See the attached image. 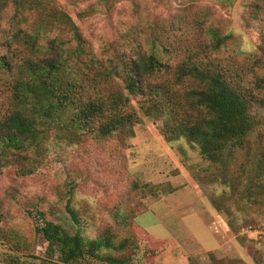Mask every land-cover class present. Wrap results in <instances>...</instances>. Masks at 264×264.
Returning <instances> with one entry per match:
<instances>
[{
    "label": "rangeland",
    "instance_id": "rangeland-1",
    "mask_svg": "<svg viewBox=\"0 0 264 264\" xmlns=\"http://www.w3.org/2000/svg\"><path fill=\"white\" fill-rule=\"evenodd\" d=\"M56 2L104 66L113 54L133 53V48L149 50L147 40L159 38L172 54L169 59L211 57L222 66L248 73L249 86L254 74L264 77L263 67L255 63L263 55L264 0ZM12 14L11 6L1 14L0 42L12 34ZM31 21L28 17L26 22ZM214 35L230 36L218 52L211 48ZM9 90L10 79L0 73V116L9 111ZM254 93L264 98V90ZM131 104L136 115L133 137L98 140L87 133L69 143L50 136L32 174L19 171L22 156L32 157L31 153H16L19 164L0 171V264L8 255H42L37 213L42 214L41 222L62 225L70 233L79 229L86 238L107 230L115 234L116 242L128 237V247L115 255L130 258L131 264H244L212 253L196 260L194 251L200 246L211 250L218 244L208 228L215 233L223 228L227 239L239 243L252 241L238 237L239 228L264 224V187H257L264 185V176L255 177L258 156L264 153V109L254 105L261 124L259 135L250 138L249 154H237V166L231 167L224 184L219 170L200 157L196 146L165 135L173 123L163 108L159 113L148 112L139 97ZM250 177L255 178L256 203L246 206L242 187ZM231 184L238 192H232ZM67 205L78 225L70 219Z\"/></svg>",
    "mask_w": 264,
    "mask_h": 264
},
{
    "label": "trees",
    "instance_id": "trees-1",
    "mask_svg": "<svg viewBox=\"0 0 264 264\" xmlns=\"http://www.w3.org/2000/svg\"><path fill=\"white\" fill-rule=\"evenodd\" d=\"M56 3L0 1V18L7 6L13 9L12 34L0 42V73L10 79V108L0 116V171L19 164L16 153H31L32 157L22 156L19 171L32 174L50 136L69 143L87 133L98 140L133 137L136 115L131 101L139 97L148 112L159 113L163 108L173 123L165 135L196 146L200 157L219 170L226 184L231 167L237 166V154H249L250 138L259 135L261 124L253 107L257 104L264 109V98L256 97L254 90H264V77L254 74L249 86L248 73L222 66L211 57L169 59L172 54L159 38L147 40L149 50L133 48L134 54H113L104 66L93 56L71 16ZM229 37L214 35L212 51L225 47ZM261 49L263 55L255 63L264 69ZM263 165L264 153L258 156L256 178L264 176ZM238 170L243 168L238 166ZM254 183L250 177L242 187L241 201L246 206L256 203ZM235 184H231L234 193L238 192ZM66 210L78 225L74 210L69 205ZM41 217V213L34 214L44 244L42 255H8L5 264H131L130 258L115 255L128 247V237L116 242L115 234L107 230L90 239L79 229L70 233L62 225L43 223ZM256 261L264 264L260 256Z\"/></svg>",
    "mask_w": 264,
    "mask_h": 264
},
{
    "label": "crops",
    "instance_id": "crops-1",
    "mask_svg": "<svg viewBox=\"0 0 264 264\" xmlns=\"http://www.w3.org/2000/svg\"><path fill=\"white\" fill-rule=\"evenodd\" d=\"M221 228V225H219ZM208 234L216 240L218 238V244L211 250H207L200 246L201 250H195L194 256L196 260L203 259V254L211 255H223L225 258L232 260L242 261L244 264H257L256 256L261 257V261L264 263V243L252 242V241H233L232 239H227V231L221 228L218 232H212L210 228L207 229ZM241 242V243H240ZM196 254V255H195ZM222 256V257H223Z\"/></svg>",
    "mask_w": 264,
    "mask_h": 264
},
{
    "label": "built area",
    "instance_id": "built-area-1",
    "mask_svg": "<svg viewBox=\"0 0 264 264\" xmlns=\"http://www.w3.org/2000/svg\"><path fill=\"white\" fill-rule=\"evenodd\" d=\"M237 236L254 242H264V227L244 226L238 229Z\"/></svg>",
    "mask_w": 264,
    "mask_h": 264
}]
</instances>
